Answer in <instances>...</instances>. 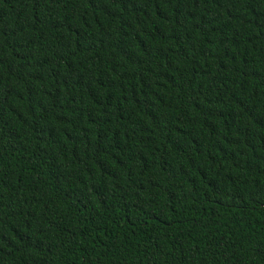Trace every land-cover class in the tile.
Returning <instances> with one entry per match:
<instances>
[{
	"label": "trees",
	"instance_id": "1",
	"mask_svg": "<svg viewBox=\"0 0 264 264\" xmlns=\"http://www.w3.org/2000/svg\"><path fill=\"white\" fill-rule=\"evenodd\" d=\"M0 264H264V0H0Z\"/></svg>",
	"mask_w": 264,
	"mask_h": 264
}]
</instances>
